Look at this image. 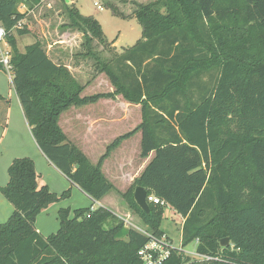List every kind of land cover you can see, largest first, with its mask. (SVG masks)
I'll use <instances>...</instances> for the list:
<instances>
[{"label":"trees","instance_id":"trees-1","mask_svg":"<svg viewBox=\"0 0 264 264\" xmlns=\"http://www.w3.org/2000/svg\"><path fill=\"white\" fill-rule=\"evenodd\" d=\"M66 4L63 29L84 33L85 55L95 57L114 92L82 96L85 86L64 64L48 55L42 37L25 22L28 9L42 0H0V25L15 57L12 82L32 134L47 159L93 201L112 189L102 164L122 140L142 132V158L154 156L122 193L128 207L152 236L161 227L164 205L149 202L144 211L135 189L160 197L185 218L182 246L162 264H264V0H154L138 4L133 15L143 38L119 53L109 44L100 22ZM116 15L127 17L117 5ZM15 34L37 41L21 53ZM108 45L106 62L93 40ZM0 69L5 70L0 63ZM122 95L140 104L142 122L107 146L97 164L70 141L59 120L71 106ZM2 99V96H0ZM9 181L0 186L13 205L0 223V264H141L138 252L152 238L110 209L100 206L59 209L60 227L45 236L37 216L66 199L40 187L30 157L15 158ZM230 238V245L221 241ZM198 240L190 258L183 250Z\"/></svg>","mask_w":264,"mask_h":264},{"label":"rangeland","instance_id":"rangeland-1","mask_svg":"<svg viewBox=\"0 0 264 264\" xmlns=\"http://www.w3.org/2000/svg\"><path fill=\"white\" fill-rule=\"evenodd\" d=\"M96 1L102 5V8L97 7L95 4ZM151 1L154 0H74L81 14L86 16L92 15L100 22L106 41L109 44H112V46L115 47V50L119 53L135 45L143 38L142 26L133 13L138 4H146ZM67 3L70 4L71 1L67 0ZM109 3L117 5L121 12L130 16L122 17L114 14L111 8L108 7ZM65 4L66 3L63 0H43L40 5L34 7L33 9H28V7L24 4H21L19 8L27 10V18L25 22L33 28L36 34L38 33L42 37L44 46L46 50L50 52L51 56L57 58L58 63H70L72 67L78 68L73 69L72 73L85 86L82 96L114 92L115 87L112 86L108 76L100 70L101 66L96 61L95 57L85 55L86 50L82 44L85 40L83 32L76 29H70L71 31L79 33L78 37H76L78 44L74 43V46L68 45L66 50L62 47L59 48L60 45H55L51 49L50 43H54L63 31L68 30L66 28H62V24L68 21ZM15 37L17 49L21 53L26 52L27 47L37 41L33 34H15ZM73 40L74 39L72 38V41ZM93 43V48L96 54L106 62L111 61L114 55L113 52L110 51L109 46L103 45L97 39H94ZM61 50L62 52L59 53ZM6 75L9 78L10 74L7 73ZM139 106L140 108L142 107L140 104ZM80 108H86V106H80ZM118 108L120 111L124 110L122 105ZM72 110H74V107L70 108L67 112L61 115V128L72 137L71 141L73 140L72 142L76 146L85 149L84 154L88 157L92 164H97L100 157L106 152L107 147L105 142L108 137L113 135L112 133L116 134L109 138L110 141L113 137H115V135L126 133L134 127H137L142 122L141 120L140 123H138L139 117L141 116L142 118V109L139 110L135 107H126V121L124 123H121L119 126L108 127L107 130L90 131L80 121H77L75 126H72L69 121V116L73 114L71 112ZM137 137L138 136L129 141L126 140L125 144L117 149V151H115L112 155L109 154L102 164V171L105 177L113 184V189L107 194V196H109L107 200H109V202L112 200L113 202L111 201L110 205L105 202L104 205L110 207L117 213L118 209L116 206H118V202L116 200L120 203L122 202L126 204L119 190H122L126 186L127 174L132 173L137 168L139 153L141 151V145L139 146ZM103 140H105L104 143ZM123 167L125 170H123ZM86 195L82 192L80 194L74 193V195H72L71 192L68 198L63 199L66 203L65 207L71 206L72 211L77 207L83 208V205H85L88 200ZM100 206L101 205L94 203L93 207L98 208ZM126 206L128 207L127 204ZM164 206L165 214L161 227L166 235L173 241V246L175 248H181L182 233L180 229V217L169 205ZM132 222L141 228H147L141 219L135 214ZM197 246L198 242L195 240L183 250L188 256H190V258L197 260L198 258L194 255Z\"/></svg>","mask_w":264,"mask_h":264},{"label":"crops","instance_id":"crops-1","mask_svg":"<svg viewBox=\"0 0 264 264\" xmlns=\"http://www.w3.org/2000/svg\"><path fill=\"white\" fill-rule=\"evenodd\" d=\"M70 1L71 3L75 4L74 0H70ZM19 10L21 13L27 12V10H23L20 8ZM78 35H79L78 32L71 31L70 29H68L67 31H63L59 35V38L55 40L54 43H50V47L52 49L55 45H60L59 48L62 47L64 48V50H66L68 45L74 46V43L78 44V40L76 38L78 37ZM72 38L74 39L73 41ZM7 46L9 47L8 43ZM60 52H62V50L59 51V53ZM47 53L53 59L54 62L58 63V59L52 57L48 50ZM64 65H66L71 70V72H73V69H78L76 67H72L70 63H66ZM5 73L7 74L6 70L0 69V96H2V99H0V186H5L8 183L9 181L8 168L15 158L30 157L33 159L35 163V168L38 174V184L40 187L47 185L52 192H55L57 194H61L70 188L72 189L71 190L72 195H74V193L80 194L81 192L84 195H86L79 186L72 185L70 180L65 175H63V173L47 159V157L39 148L32 134L31 127L29 126L27 119L25 118L24 111L20 103L19 97L16 93V90L14 88L12 79L9 75L8 78ZM81 84L84 85L83 83ZM120 105L123 106L124 110L120 111V109L118 108ZM85 106L86 108H82V109L80 108V106H71L70 108L74 107V110L71 111L73 114L69 116L70 118L69 121L72 124V126H75L76 122L80 121L90 131L107 130L108 127H115L121 125V123H124L126 121V114H125L126 107H135L141 110L139 104L135 105L133 103L128 102L120 94L113 95L112 97H108V98L98 99L97 101L93 103H89ZM83 109H87V110H83ZM68 110H66L65 112H67ZM60 120H59V125H60ZM141 120L142 118L140 116L138 123H140ZM135 128L136 127H134L130 131H127L126 133L115 135V137H113L110 141L109 138L111 136H114V134H116V133H112L113 135L108 137L106 139V142L105 140H103V143L105 142V145L107 147L111 143H113L116 138L133 131ZM113 130L115 131L114 128ZM64 132L67 138L71 141L72 137L66 131ZM136 136H138L137 139H138V144L140 146L142 140V134L140 131H137L130 137L122 140L121 143L117 147H115L112 150V153L110 154L112 155L115 151H117V149H119L123 144H125L126 140L129 141ZM79 148L83 152H85L84 148L81 147ZM140 153H139L137 168L132 173L127 174L126 186L122 190L118 189L120 191V194L124 193L132 185L134 180L140 175V173L149 163L151 158L154 156V153H152L149 157L142 158L140 156ZM123 170H125L124 167ZM86 196L88 197V200L87 203L83 205V207L94 206V203H97L103 207L110 209L117 216L123 219L127 227H133L139 230L140 232H149L147 228L146 229L141 228L137 224L132 222L135 213L131 209H129L126 206V204L122 202L120 203L118 200H116L118 202L117 203L118 206H116L118 209V213H117L116 211H113L110 207L104 205L105 202L106 204L110 205V202L112 200L110 202L109 200H107L109 196L106 195L105 198L103 197L100 201H93L88 195ZM65 206L66 203L62 200L60 202L53 203L50 206H48L46 209H44L37 216L36 219V228L38 232H40L45 236L57 232V230L60 227L58 212L60 208ZM69 207L72 208L71 206ZM13 211H14L13 205L4 197V195L0 191V223L6 222L13 213ZM178 216L180 217L179 221H180V229L182 233V227L185 218L180 214H178Z\"/></svg>","mask_w":264,"mask_h":264},{"label":"built area","instance_id":"built-area-1","mask_svg":"<svg viewBox=\"0 0 264 264\" xmlns=\"http://www.w3.org/2000/svg\"><path fill=\"white\" fill-rule=\"evenodd\" d=\"M98 8H102V5L96 1L95 3ZM6 30L0 25V63L4 65V68L7 73L10 74L12 79V52L11 49L7 46L6 41ZM148 202H153L155 204L166 205V202L160 197L151 195L147 196ZM152 239L139 250L138 255L141 259V264H162L170 255L171 251L175 248L173 242L167 235H163L160 238L152 236L149 232H142ZM198 242V240H197ZM198 260H208L211 259L209 256L201 255L197 252L194 253Z\"/></svg>","mask_w":264,"mask_h":264},{"label":"water","instance_id":"water-1","mask_svg":"<svg viewBox=\"0 0 264 264\" xmlns=\"http://www.w3.org/2000/svg\"><path fill=\"white\" fill-rule=\"evenodd\" d=\"M70 1V0H69ZM15 57V53H12V58ZM135 200L138 205L147 213L150 211L149 202L147 201V190L144 187H137L135 189ZM230 245V238L226 237L221 241V246L226 247Z\"/></svg>","mask_w":264,"mask_h":264}]
</instances>
